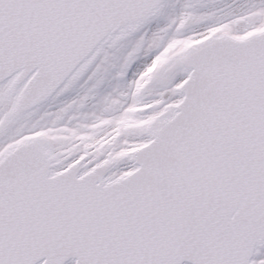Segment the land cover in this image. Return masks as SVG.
Instances as JSON below:
<instances>
[{"label":"snow or ice","instance_id":"obj_1","mask_svg":"<svg viewBox=\"0 0 264 264\" xmlns=\"http://www.w3.org/2000/svg\"><path fill=\"white\" fill-rule=\"evenodd\" d=\"M261 248L264 0H0V264Z\"/></svg>","mask_w":264,"mask_h":264},{"label":"rangeland","instance_id":"obj_2","mask_svg":"<svg viewBox=\"0 0 264 264\" xmlns=\"http://www.w3.org/2000/svg\"><path fill=\"white\" fill-rule=\"evenodd\" d=\"M78 90H79V86L77 87L76 90H71V91H69V92L67 93V98L64 97V98H66V100L63 101V102H59V103L54 104V105H55V108L61 106V105H62L63 103H65V102H68V101L72 100L73 98H75L76 95L78 94ZM47 109H48V108H47ZM44 110H45V109H44ZM48 110H50V109H48ZM259 259H262V258H258V260H259Z\"/></svg>","mask_w":264,"mask_h":264},{"label":"water","instance_id":"obj_3","mask_svg":"<svg viewBox=\"0 0 264 264\" xmlns=\"http://www.w3.org/2000/svg\"><path fill=\"white\" fill-rule=\"evenodd\" d=\"M77 87H78V86H77ZM77 87H76V88H73L72 90H76ZM64 97H67V93H65ZM262 249H263V248L259 249V251L262 250ZM254 257H255V256L251 257L250 259H253ZM259 258H264V252H262V254H261V256H260ZM74 260H75L74 257H69V258L65 261V264H68V262H73V263H74ZM183 264H188V262H187V261H184Z\"/></svg>","mask_w":264,"mask_h":264}]
</instances>
